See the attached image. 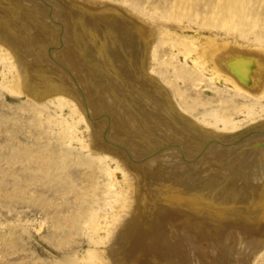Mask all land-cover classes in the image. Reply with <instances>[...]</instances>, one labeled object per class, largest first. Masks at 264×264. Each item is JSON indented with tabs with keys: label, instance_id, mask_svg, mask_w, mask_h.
<instances>
[{
	"label": "rangeland",
	"instance_id": "obj_1",
	"mask_svg": "<svg viewBox=\"0 0 264 264\" xmlns=\"http://www.w3.org/2000/svg\"><path fill=\"white\" fill-rule=\"evenodd\" d=\"M0 12V264H264V100L248 94L264 91V63L229 54L264 44V0H1ZM153 20L170 23L171 36ZM22 64L37 80L62 75L66 87L31 91ZM132 98L148 127L128 123ZM127 164L151 185L164 181L156 193L146 187L154 220L170 197H185L176 188L195 199L191 217L157 233L166 242L147 254L114 251L109 239ZM240 204L258 208L255 218L229 217ZM201 214L209 220L198 234Z\"/></svg>",
	"mask_w": 264,
	"mask_h": 264
},
{
	"label": "bare ground",
	"instance_id": "obj_2",
	"mask_svg": "<svg viewBox=\"0 0 264 264\" xmlns=\"http://www.w3.org/2000/svg\"><path fill=\"white\" fill-rule=\"evenodd\" d=\"M1 1V0H0ZM66 1V0H65ZM9 2V1H8ZM68 2V1H67ZM3 3V2H2ZM11 3V2H10ZM68 4H72V3H68ZM7 5V4H6ZM74 5V4H73ZM72 5V6H73ZM8 6H6V8H7ZM71 7V6H70ZM74 7H76V6H74ZM10 8V7H9ZM12 8V7H11ZM17 9H20V8H17ZM68 9H70L69 7H68ZM6 10V9H5ZM34 10V9H33ZM20 14L22 15V17L24 16V15H26V13L23 11V10H21L20 9ZM105 12V11H104ZM1 13V12H0ZM3 13L4 14H7V15H11V14H9L8 12H6V11H3ZM13 14V13H12ZM106 14H107V12H106ZM21 15H19V16H21ZM103 16H104V14H103ZM85 22H87V21H85ZM109 23V22H108ZM114 23V22H113ZM153 23L155 24V25H157V27H158V31H159V33L161 34V35H163L164 37H170L171 36V32H170V26H171V24L170 23H165V22H163V21H156V20H153ZM91 24V23H90ZM131 25V27H135L136 28V26H138L137 24H135V23H131L130 24ZM129 26V25H128ZM68 27V26H67ZM180 27L182 28V26L180 25ZM4 28V27H3ZM2 29V28H1ZM139 32L141 31V29H139V26L136 28ZM114 32V31H113ZM142 33V32H141ZM124 34V33H123ZM140 34V33H139ZM89 35V34H88ZM21 39H20V42L22 43V37H20ZM89 38V37H88ZM94 43V42H93ZM102 43V42H101ZM131 43V42H130ZM237 43V42H236ZM88 44V43H87ZM248 46H252V51L251 50H243V49H240L239 51H233L232 49L231 50H229V54L231 55V57H233L234 58V56H237V57H242V58H244V59H246V61H249V62H251V63H256V64H261V63H264V44H260V43H256V42H248V41H245V47H248ZM260 48H262L263 50H261ZM132 49V48H131ZM89 50V49H88ZM21 51V50H20ZM122 51V50H121ZM134 51V50H133ZM112 52V51H111ZM118 52V51H117ZM147 52H148V50H147ZM22 53V52H21ZM120 53V52H119ZM129 53V52H128ZM91 54V53H90ZM116 54V53H115ZM118 54V53H117ZM116 54V55H117ZM122 54H124V53H122ZM227 55H228V52L226 53ZM16 55H18V54H16ZM26 55V54H25ZM120 55V54H119ZM227 55H225V57L227 56ZM21 56V55H20ZM19 56V57H20ZM98 56V55H97ZM121 56V55H120ZM23 58H24V56H22ZM26 57V56H25ZM67 57V56H66ZM91 57V56H90ZM93 57V56H92ZM124 57H125V55H124ZM25 59V58H24ZM66 59V58H65ZM118 59V58H117ZM116 59V60H117ZM125 59V58H124ZM128 59V58H127ZM103 60V59H102ZM119 60H120V58H119ZM122 61V60H121ZM78 62V61H77ZM117 62V61H116ZM120 62V61H119ZM131 62H132V60H131ZM89 63V62H88ZM120 63H122V62H120ZM124 63V62H123ZM142 63V62H141ZM140 63V64H141ZM144 63V62H143ZM222 63V62H221ZM102 64V63H101ZM226 64V63H225ZM115 65V64H114ZM125 65V64H124ZM144 65V64H143ZM254 65V64H253ZM101 66V65H100ZM126 66V65H125ZM127 66H128V64H127ZM137 66V65H136ZM142 66V65H141ZM255 66V65H254ZM129 67V66H128ZM138 67H139V65H138ZM137 67V68H138ZM22 68H23V76L24 77H29L30 79L27 81V83H28V86L30 87V90L31 91H34V92H37L36 90H34V87L36 86V87H39V86H41V88L43 89V90H46L47 88H49V89H54V87L55 88H63V87H66V84L64 83V81H63V78L60 76V75H55L54 76V74H52V73H50V76L49 77H47V76H44V77H42V79L41 80H37L35 77H33V76H30V73H28L27 72V68H26V66L24 65V64H22ZM32 68V67H31ZM31 68H30V70H31ZM81 68V67H80ZM120 68V67H119ZM124 69V67L122 66V69L121 70H123ZM127 69V68H126ZM126 69H124L123 70V73L126 71ZM129 69H132V67H129ZM103 70V69H102ZM101 70V71H102ZM128 70V69H127ZM138 70V69H137ZM140 70V69H139ZM143 70V69H142ZM144 71V70H143ZM104 72V71H103ZM119 72V71H118ZM122 72V71H121ZM141 72V71H140ZM48 73V72H47ZM74 73V72H73ZM81 73V72H80ZM130 73V72H129ZM129 73H128V75H129ZM134 73H135V71H134ZM49 74V73H48ZM135 74H137V73H135ZM139 74V73H138ZM140 75V74H139ZM144 75V74H143ZM65 76V75H64ZM134 76V75H133ZM264 76V75H263ZM98 77V76H97ZM131 78V77H130ZM132 78H134V77H132ZM83 79V78H82ZM105 79V78H104ZM253 79V78H252ZM133 80V79H132ZM141 80H145L144 82H148L149 80H147V78H145V77H142L141 78ZM111 81V80H110ZM250 81V80H249ZM133 82H134V80H133ZM132 82V83H133ZM150 82V81H149ZM88 83V82H87ZM113 83V82H112ZM117 83H119V82H117ZM129 83V82H128ZM63 84V85H62ZM134 84H135V82H134ZM144 84L145 83H143V86H144ZM263 84V83H262ZM261 84V85H262ZM34 85V87H32ZM57 85H58V87H57ZM60 85H62V87L60 86ZM94 85V84H93ZM98 85V84H97ZM127 85V84H126ZM133 85V84H132ZM136 85V84H135ZM147 85V84H146ZM152 85V84H151ZM264 85V84H263ZM116 86V85H115ZM115 86H114V88H115ZM98 87V86H97ZM100 87V86H99ZM259 87V86H258ZM261 87H263V86H261ZM133 88V87H132ZM234 88H236V87H234ZM245 88V87H244ZM92 89V88H91ZM96 89V88H95ZM94 89V90H95ZM100 89V88H99ZM106 89V88H105ZM130 89H131V86H130ZM138 89V88H137ZM139 89L142 91V92H146V94L148 93V88L146 89V87L144 86V87H140L139 86ZM150 89V88H149ZM153 89V88H152ZM237 89V88H236ZM72 90V89H71ZM76 90V89H75ZM107 90V89H106ZM124 90V89H123ZM241 90V89H240ZM260 90V89H259ZM62 91H64L63 89H59L58 91H56V93H61ZM65 91H67V90H65ZM109 91V90H108ZM117 91V90H116ZM134 91V90H133ZM135 91H136V89H135ZM255 91V90H254ZM115 92V91H114ZM130 92V91H129ZM132 92V91H131ZM130 92V93H131ZM140 92V91H139ZM153 92V91H152ZM245 92L246 93H248L246 90H245ZM158 93V92H157ZM63 94H65V93H63ZM66 94H68V93H66ZM76 94V93H75ZM140 96H141V94L140 93H138ZM146 94H144L145 96H147ZM152 94V93H151ZM155 94V93H154ZM153 94V95H154ZM159 94V93H158ZM248 94H250V95H252L257 101H259V102H262L263 100H264V91L262 90V91H255V92H251V93H248ZM72 95V94H71ZM74 95V94H73ZM82 95V94H81ZM117 95V94H116ZM133 94H131V96H132ZM143 95V96H144ZM137 96V95H136ZM135 96V97H136ZM70 97V96H69ZM103 97V96H102ZM114 97V96H113ZM125 97H128V95H127V93H126V95H125ZM139 97V96H138ZM142 97V96H141ZM112 98V97H111ZM151 99H153L155 102L157 101V99L158 98H160V97H155V95L154 96H151L150 97ZM165 98V97H164ZM130 99V98H129ZM133 99V98H132ZM144 99V98H143ZM134 100V99H133ZM151 101V100H150ZM84 102V101H83ZM111 102V101H110ZM115 102V101H114ZM127 102H129L128 104H130L132 107H133V109H135V110H133V111H135V113L134 114H130L129 115V117H128V119H129V121H128V123L129 124H131L132 123V121H138V120H140V122L142 123V125H144L145 124V126H147L148 127V125L146 124V119L144 118L143 120L144 121H142V118H143V116L145 115V111L143 112V110H145L146 109V107L144 108V105H143V103H142V101L141 100H139V98H138V100H134L133 102H132V100H129V101H127ZM145 102V101H144ZM149 102V101H148ZM169 102V101H168ZM120 103V102H119ZM149 103H151V102H149ZM134 104V105H133ZM153 105V104H152ZM148 106V105H147ZM149 106H151V104H149ZM153 107V106H152ZM128 108V107H127ZM148 108H151V107H148ZM147 108V109H148ZM129 109V108H128ZM157 109V108H156ZM159 110V109H158ZM167 110V109H166ZM171 110V109H170ZM142 111V112H141ZM151 111V110H150ZM150 111H148V113H150ZM156 111V110H155ZM125 112V111H124ZM147 113V114H148ZM152 114H154L153 112H151ZM150 113V115L154 118L155 116H153L152 114ZM156 114H159V112L157 113V112H155ZM161 113H162V111H161ZM163 114V113H162ZM168 114H170L169 112H168ZM172 114V115H171ZM170 115H171V117H169V115L167 116V118H169L170 119V124L169 125H173V128H183L182 129V131L185 129V127H183V123L182 122H179V123H175V122H172V119H174V116H175V114L174 113H171ZM128 115V114H127ZM149 115V114H148ZM165 115V114H164ZM163 115V116H164ZM111 116V115H110ZM115 116H116V114H115ZM147 116V115H146ZM145 116V117H146ZM159 116V115H158ZM124 117H126V115L124 116ZM166 117V116H165ZM178 117H180L179 115H178ZM148 118V117H147ZM150 118V117H149ZM156 118V117H155ZM166 118V119H167ZM117 119V118H116ZM126 119V118H125ZM157 119V118H156ZM159 119H161V118H159ZM166 119L164 118V119H162L161 121H162V123L164 122V121H166ZM175 119H177V118H175ZM180 119H182V118H180ZM124 120V119H123ZM123 120H121L122 122H123ZM155 120V119H154ZM158 120V119H157ZM168 120V119H167ZM178 120V119H177ZM125 121V120H124ZM150 121V120H149ZM149 121H148V124H150L151 125V123H149ZM114 122V121H113ZM119 122V121H118ZM140 122H139V124H140ZM152 122V121H151ZM154 122V121H153ZM156 122V121H155ZM168 122V121H167ZM166 122V123H167ZM108 123V122H107ZM115 123V122H114ZM134 123V122H133ZM136 123V122H135ZM138 123V122H137ZM144 123V124H143ZM162 123H160V125L162 124ZM186 123V122H185ZM128 124V125H129ZM96 125V124H95ZM94 124H93V126H95ZM133 125V124H132ZM157 124L155 123V126H156ZM163 125H165V124H163ZM186 125V124H185ZM97 126V125H96ZM117 126H118V124H117ZM134 126V125H133ZM155 126H153V127H155ZM158 126V125H157ZM168 126V125H167ZM98 127V126H97ZM159 127V126H158ZM158 127H157V129H158ZM264 127V126H263ZM93 128V127H92ZM156 128V127H155ZM164 128H167V127H164ZM187 128V127H186ZM260 128V127H259ZM93 129H95V128H93ZM92 129V130H93ZM172 129V128H171ZM171 129H170V131H171ZM194 129V128H193ZM253 129V128H252ZM254 129H256V127L254 128ZM160 131H161V129H159ZM164 130V129H163ZM162 130V131H163ZM168 130H169V127H168ZM158 131V130H157ZM174 131V130H173ZM191 131H192V129H191ZM251 131V130H250ZM249 131V132H250ZM104 132V131H103ZM154 132V131H153ZM186 132V131H185ZM102 134V131H100V132H98V131H96V136H94L95 138H93L94 139V141H92L93 142V151H95L96 153H98V152H101V149H100V147H101V143H100V141H101V139L102 140H104L103 138L104 137H102V136H104L103 134ZM136 133V132H135ZM169 133H171V132H169ZM196 133V132H195ZM94 134V135H95ZM168 134V133H167ZM192 134H193V132H192ZM245 134V133H244ZM255 134V133H254ZM140 135V134H139ZM194 135H197V134H194ZM167 136H170V135H167ZM185 136V135H184ZM259 136V135H258ZM162 137V136H161ZM164 137H166V135L164 136ZM189 137V136H188ZM194 137V136H193ZM192 137V138H193ZM187 138V137H186ZM161 139V138H160ZM185 139V138H184ZM109 140V139H108ZM141 140V139H140ZM244 145V144H243ZM247 145V144H246ZM103 148V147H102ZM234 149V148H233ZM105 151V150H104ZM249 151V150H248ZM107 152V151H106ZM252 152V151H251ZM255 152V151H254ZM250 153V152H249ZM122 154V153H121ZM232 154V153H231ZM262 154V153H261ZM233 155V154H232ZM244 155V154H243ZM251 155V154H250ZM124 156V155H123ZM260 156V155H259ZM227 157V156H226ZM217 158V157H216ZM256 158V157H255ZM122 159V158H121ZM168 159V158H167ZM251 159V158H250ZM244 161V160H243ZM242 161V162H243ZM261 161V160H260ZM234 163V162H233ZM154 164H155V162H154ZM165 165H166V163H164ZM127 166L129 167V169L128 170H130V171H128L129 172V176H131L132 177V179H129V187H128V191L127 192H125V193H123L121 196H118V197H116L115 198V200L113 201V205H112V208H113V212H114V214H113V216H112V231H111V233H110V238L109 239H113V242H112V249L114 250V251H118L119 249H126V251L128 250V251H130V253H132L133 255H135V254H147V252H149L150 250H151V248H157L158 246H157V244L158 243H160V242H163V243H165L166 241H165V238L167 237H163L165 234H168V233H170V231L171 230H173L176 226L175 225H177L176 223L178 222H180V221H184V220H186L185 218H189V217H191L190 216V212H191V210H193L192 212L194 213L195 212V202H194V200H193V202H192V200L190 201V199H188V200H186V197L188 198L189 196H187L186 194H187V190H186V193L185 192H183V190L181 189V188H176L177 190V193L178 194H180L181 192H182V194H184L185 195V199L183 198H180V199H178V197H176L177 199H173V198H171L170 197V199H172V201H170V202H166L167 204H166V206H165V211H162L160 214H159V216L156 218V220H154V218L152 217L153 215H152V213L149 215L148 214V200H147V194L145 193L146 191H148L147 189H146V187H148V186H150L152 189H151V191L152 190H154V192L156 193V191L157 190H160L161 188V186L163 185L162 183H164V181H160L159 183H153L152 185H151V183H149V181L147 180L148 179V175H147V173H144L143 171H142V169H140V167H137L138 165H132L131 166V164H127ZM164 168V167H163ZM166 168V167H165ZM168 168V167H167ZM261 169V168H260ZM214 170V169H213ZM210 171V170H209ZM237 171V170H236ZM245 171V170H244ZM247 171V170H246ZM162 172V171H161ZM165 172V171H164ZM177 172V171H176ZM243 172V171H242ZM253 172V171H252ZM132 173V174H131ZM158 173H160V172H158ZM163 173V172H162ZM240 174V173H239ZM154 175V174H153ZM173 175V174H172ZM187 175V174H186ZM255 175V174H254ZM168 176V175H167ZM159 177V176H158ZM187 177H188V175H187ZM196 177V176H195ZM124 178L127 180V176H126V174H125V176H124ZM254 178V177H253ZM182 179V178H181ZM187 180V179H186ZM185 180V181H186ZM203 180V179H202ZM249 180V179H248ZM175 181V180H174ZM254 181V180H253ZM259 182V181H258ZM261 182V181H260ZM178 183V182H177ZM165 184H166V182H165ZM171 184V183H170ZM173 184V183H172ZM167 185H169V184H167ZM167 185H166V187H167ZM186 185V184H185ZM175 186V185H174ZM171 187V186H170ZM183 187H184V185H183ZM164 188V187H163ZM175 187H173V189H174ZM187 188V187H186ZM165 189V188H164ZM172 189V188H171ZM184 189V188H183ZM175 191V190H174ZM158 192V191H157ZM166 192V191H165ZM160 193V192H159ZM172 192L169 190V191H167V195L169 194H171ZM150 194V193H149ZM177 194V195H178ZM158 195V194H157ZM161 195H163L164 196V194H161ZM166 195V196H167ZM176 195V196H177ZM183 195V196H184ZM189 195V194H188ZM165 196V197H166ZM178 196H180V195H178ZM150 197V196H149ZM193 197V196H192ZM195 197V196H194ZM153 198V197H152ZM157 198H158V196H157ZM167 198V197H166ZM197 198V197H196ZM149 199V198H148ZM160 199V198H159ZM246 199V198H245ZM153 200H154V198H153ZM156 200V199H155ZM154 200V201H155ZM150 201V200H149ZM164 201V200H163ZM197 201V200H196ZM250 201V200H249ZM158 202H160V201H158ZM174 202H176V204H174ZM200 202V201H199ZM203 205H204V202L202 201L201 202ZM150 204V203H149ZM208 204V203H207ZM151 205H153V204H151ZM161 205V204H160ZM165 204H163V205H161V206H164ZM198 205V204H197ZM201 205V204H200ZM160 206V207H161ZM208 207H209V205H207ZM204 207H206V206H204ZM220 207V206H219ZM234 207V206H233ZM232 207V208H233ZM235 207H236V205H235ZM156 208V207H155ZM197 208H198V206H197ZM201 208H203V206H201ZM212 208V207H211ZM230 208V207H229ZM245 208H246V205H244V204H240L238 207H236V210L237 211H232L233 213H229V217H231V218H233L234 220H236L237 218L238 219H240L241 220V218L243 219V218H245L247 215L246 214H248V218H251V217H253V218H255L254 216H256V211H257V209L258 208H254V210L252 209V210H250V211H246L245 210ZM260 208V207H259ZM210 209V208H209ZM208 209V211H210ZM215 209V208H214ZM235 209V208H234ZM233 209V210H234ZM264 209V208H263ZM162 210H163V208H162ZM202 210V209H201ZM205 210V209H204ZM219 210V209H218ZM224 210V209H223ZM199 211V210H198ZM214 211V210H213ZM212 211V212H213ZM211 212V213H212ZM259 212V211H258ZM199 213H200V211H199ZM207 212H205V214H206ZM214 213V212H213ZM148 214V215H147ZM217 214H219V213H217ZM227 214V213H226ZM259 214V213H258ZM257 214V215H258ZM196 215H199V214H195V217H197ZM215 215V214H214ZM214 215H213V217H214ZM202 216H204L203 214H201V216L200 217H202ZM206 216V215H205ZM204 216V217H205ZM208 216V215H207ZM225 216V215H224ZM261 216H263V215H261ZM194 217V218H195ZM216 217V216H215ZM203 218V217H202ZM220 218H222V217H220ZM236 218V219H235ZM260 218V217H259ZM191 219V218H190ZM207 219L209 220V218L207 217ZM207 219H205V218H203V219H196V221H195V223H194V226L196 227V229H197V233L202 229V227H204L205 226V223H206V220ZM218 219V218H217ZM238 219L236 220V221H238ZM180 220V221H179ZM193 220V219H192ZM191 220V221H192ZM245 220V219H244ZM246 220H248V219H246ZM261 220V219H260ZM139 221L143 224L142 225V227H141V224H140V227H139ZM194 221V220H193ZM192 221V222H193ZM225 221H227V220H225ZM230 221V220H229ZM209 222V221H208ZM207 222V223H208ZM217 222H219L218 220L217 221H215L214 219L212 220V223L213 224H217ZM242 222H243V220H242ZM220 223V222H219ZM230 223V222H229ZM181 225H182V222L180 223ZM183 224H184V222H183ZM191 224V223H190ZM243 224V223H242ZM241 224V225H242ZM245 224V223H244ZM180 225V226H181ZM187 225V224H186ZM255 225V224H254ZM188 226V225H187ZM225 225H223V227H224ZM235 226V225H234ZM237 226V225H236ZM243 226V225H242ZM184 228V227H183ZM190 228V227H189ZM192 228V227H191ZM236 228V227H235ZM237 228H239V227H237ZM187 229V228H186ZM194 229V228H193ZM230 229H231V227H230ZM232 230V229H231ZM247 230V229H246ZM262 230V229H261ZM176 231V230H175ZM189 231V230H188ZM194 231V230H193ZM157 233H161L163 236H161V237H158L157 236ZM202 233V232H201ZM178 234V233H177ZM191 234V233H190ZM199 234V233H198ZM179 235V234H178ZM160 236V235H159ZM156 238H159V240H158V242H155L154 240H156ZM186 238V237H185ZM155 242V243H152V242ZM165 241V242H164ZM197 241V240H196ZM171 242V241H170ZM157 243V244H156ZM223 243V242H222ZM167 244H169V243H167ZM158 245H160V244H158ZM162 246H163V244H162ZM162 248V247H161ZM160 248V249H161ZM167 248V247H166ZM165 249V248H164ZM114 253H116V252H114ZM114 253H112L111 254V256H117V254H114ZM121 253V252H120ZM120 253H118V254H120ZM122 254V253H121ZM127 254V253H126ZM129 255V254H128ZM116 258V257H115ZM119 258V257H118ZM121 258H122V256H121ZM124 259V258H123ZM130 260V259H129ZM128 260V261H129ZM126 259H124V260H119L118 261V263L119 264H134V262H132V259L128 262ZM134 261V260H133ZM246 263V262H245Z\"/></svg>",
	"mask_w": 264,
	"mask_h": 264
}]
</instances>
